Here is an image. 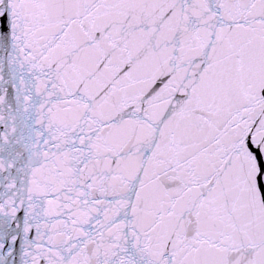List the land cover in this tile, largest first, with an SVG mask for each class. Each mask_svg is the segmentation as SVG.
<instances>
[{
	"label": "snow or ice",
	"instance_id": "1",
	"mask_svg": "<svg viewBox=\"0 0 264 264\" xmlns=\"http://www.w3.org/2000/svg\"><path fill=\"white\" fill-rule=\"evenodd\" d=\"M0 264H264V0H0Z\"/></svg>",
	"mask_w": 264,
	"mask_h": 264
}]
</instances>
